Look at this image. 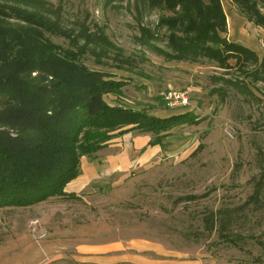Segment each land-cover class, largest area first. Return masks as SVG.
Listing matches in <instances>:
<instances>
[{"label": "rangeland", "instance_id": "rangeland-1", "mask_svg": "<svg viewBox=\"0 0 264 264\" xmlns=\"http://www.w3.org/2000/svg\"><path fill=\"white\" fill-rule=\"evenodd\" d=\"M45 1L57 10L60 26L70 36L83 26L87 34L112 45L102 57L86 49L75 61L103 81L124 82L118 93L103 94L108 104L153 116L188 112L194 122L160 132L163 144L145 162L136 163L139 148L123 136L81 156L79 174L85 171L90 178L75 197L0 208V264H69L78 243L124 237L156 239L211 264H264V82L248 75L255 66L244 62L239 68L229 59L233 67L228 70L205 57L167 60L158 49L170 52L169 31L159 22L174 13L156 0ZM217 1L225 16L219 35L229 42L241 39L235 43L261 60L264 27L247 14L255 3L264 15V0ZM8 23L27 26L7 18L0 24ZM44 35L61 48L59 57L76 50L69 38ZM39 73L35 70L31 77ZM168 92L184 94L187 103L170 106ZM113 155L125 159L127 168L114 171L108 158ZM86 178L80 176L68 188H79Z\"/></svg>", "mask_w": 264, "mask_h": 264}, {"label": "trees", "instance_id": "trees-1", "mask_svg": "<svg viewBox=\"0 0 264 264\" xmlns=\"http://www.w3.org/2000/svg\"><path fill=\"white\" fill-rule=\"evenodd\" d=\"M156 1L174 13L159 22V27L169 31L170 52L158 49L167 60L205 57L229 70L233 66L227 61L234 59L239 68L244 62L253 64L248 75L264 82V57L258 60L253 51L219 35L225 30V16L217 0ZM177 4L180 11L175 10ZM250 4L248 19L264 27V15L255 3ZM6 18L27 26L0 24V208L28 206L52 196L75 197L64 187L79 175L81 156L131 130L156 134L150 144H159L160 132L194 122V115L188 112L161 118L143 109L108 104L103 94L118 93L124 82L103 81L75 61L86 49L102 57L106 46L112 45L87 34L83 26L70 36L60 26L57 10L45 0H0V23ZM45 33L69 38L76 50L59 57L61 48ZM148 37L140 36L145 41ZM80 39L84 42L79 45ZM35 70L41 73L31 77ZM48 76L51 81L44 82ZM224 81L245 86L238 80ZM208 224L212 229L213 216Z\"/></svg>", "mask_w": 264, "mask_h": 264}, {"label": "crops", "instance_id": "crops-1", "mask_svg": "<svg viewBox=\"0 0 264 264\" xmlns=\"http://www.w3.org/2000/svg\"><path fill=\"white\" fill-rule=\"evenodd\" d=\"M233 41L242 42L241 39H234ZM244 45L247 44L244 43ZM171 115L175 114L164 113L155 116L164 118ZM136 131L139 130H131L120 136L127 137L128 141L133 142L135 148H139V150L136 151V163H138V161L145 162L159 152L163 142L161 140L159 144H150V142L155 139L150 140L148 133L151 132L135 133ZM110 157L111 156L108 157L110 162L111 159H113V169H118V167H120V169L127 168V161L125 159L122 160L117 155ZM114 171L118 170L115 169ZM82 175H86L87 177L85 183L79 188H76L78 185L76 184L69 189V184L76 181ZM89 178L90 175L83 171L82 174H79L75 179L66 184L64 191L66 193H76L85 187ZM63 254L66 253L64 252ZM71 257L72 261L69 264H211L210 259L206 257L196 258L188 256L187 254L180 253L164 246L156 239L147 237H124L91 243H78L75 245L74 254L71 253ZM44 264H51V262L49 260L48 262H44Z\"/></svg>", "mask_w": 264, "mask_h": 264}, {"label": "built area", "instance_id": "built-area-1", "mask_svg": "<svg viewBox=\"0 0 264 264\" xmlns=\"http://www.w3.org/2000/svg\"><path fill=\"white\" fill-rule=\"evenodd\" d=\"M165 99L168 101L169 105L173 107L179 104H185L188 100L184 94L177 92H168Z\"/></svg>", "mask_w": 264, "mask_h": 264}]
</instances>
